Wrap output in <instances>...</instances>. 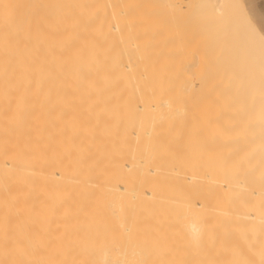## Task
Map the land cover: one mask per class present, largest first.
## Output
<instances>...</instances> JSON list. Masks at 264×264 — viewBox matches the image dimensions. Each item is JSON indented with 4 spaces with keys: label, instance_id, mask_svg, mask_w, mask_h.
<instances>
[{
    "label": "bare ground",
    "instance_id": "6f19581e",
    "mask_svg": "<svg viewBox=\"0 0 264 264\" xmlns=\"http://www.w3.org/2000/svg\"><path fill=\"white\" fill-rule=\"evenodd\" d=\"M147 19L0 0V264H264V34L231 20L185 104Z\"/></svg>",
    "mask_w": 264,
    "mask_h": 264
},
{
    "label": "rangeland",
    "instance_id": "374dc122",
    "mask_svg": "<svg viewBox=\"0 0 264 264\" xmlns=\"http://www.w3.org/2000/svg\"><path fill=\"white\" fill-rule=\"evenodd\" d=\"M133 1L136 8L139 10L143 8L147 13L151 47L153 44V52L149 54L150 57H157L158 64L166 59L163 61L166 62V66L165 64L162 65L163 70L161 68L160 71L162 73L166 68L167 79L160 74L162 86L170 87V98L173 100L178 98L180 102L185 104H194L192 101L195 97L194 92L200 87L202 89L199 90L204 91L210 88L211 77L208 76L216 73L226 74L231 71L228 63L229 57H244V54H226V56L220 57L218 62L220 69L217 72L212 69L213 65L216 64L213 52L221 46H227L226 39L230 41L229 36L227 37L231 31L229 28L230 21L239 22L241 19L239 24L248 26L247 32L251 36H254L253 28L259 30L253 22L255 19L246 8L244 0H223L224 12L221 13L214 10L215 0ZM261 33L264 34V32ZM235 41L232 40V42ZM260 47L264 48V43ZM229 48L231 49V47ZM162 52V56L165 58L160 57L159 54ZM235 71L239 76H244L243 71ZM199 73L204 76L206 74L202 81L199 79L200 76L197 79ZM162 80L167 81L166 85ZM242 88L239 87V89ZM210 89L214 91L220 87L211 86Z\"/></svg>",
    "mask_w": 264,
    "mask_h": 264
},
{
    "label": "crops",
    "instance_id": "0c3cea01",
    "mask_svg": "<svg viewBox=\"0 0 264 264\" xmlns=\"http://www.w3.org/2000/svg\"><path fill=\"white\" fill-rule=\"evenodd\" d=\"M260 1L261 0H252V1L251 0H244L246 8L251 12L255 21H253L250 17L249 18L255 23V25L258 27V29L261 32H264V18H259L255 15V13H259V12H262V10H264V5H262V4H264V3H262V1H264V0H262L261 2ZM258 9L259 10L261 9V11H259ZM262 13H264V12H262Z\"/></svg>",
    "mask_w": 264,
    "mask_h": 264
}]
</instances>
